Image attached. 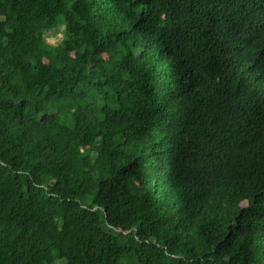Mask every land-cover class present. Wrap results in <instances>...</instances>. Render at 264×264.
Returning a JSON list of instances; mask_svg holds the SVG:
<instances>
[{
  "label": "trees",
  "instance_id": "1",
  "mask_svg": "<svg viewBox=\"0 0 264 264\" xmlns=\"http://www.w3.org/2000/svg\"><path fill=\"white\" fill-rule=\"evenodd\" d=\"M0 264H264V0H0Z\"/></svg>",
  "mask_w": 264,
  "mask_h": 264
},
{
  "label": "rangeland",
  "instance_id": "2",
  "mask_svg": "<svg viewBox=\"0 0 264 264\" xmlns=\"http://www.w3.org/2000/svg\"><path fill=\"white\" fill-rule=\"evenodd\" d=\"M61 34H59V36H60ZM58 36V37H59ZM58 37L57 36H54V35H52V36H49V38H48V40L50 41V42H56L57 41V39H58Z\"/></svg>",
  "mask_w": 264,
  "mask_h": 264
}]
</instances>
